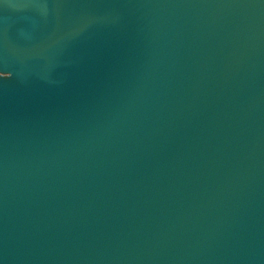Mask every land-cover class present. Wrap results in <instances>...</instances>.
I'll list each match as a JSON object with an SVG mask.
<instances>
[{
	"label": "water",
	"instance_id": "water-1",
	"mask_svg": "<svg viewBox=\"0 0 264 264\" xmlns=\"http://www.w3.org/2000/svg\"><path fill=\"white\" fill-rule=\"evenodd\" d=\"M0 264H264V0H0Z\"/></svg>",
	"mask_w": 264,
	"mask_h": 264
}]
</instances>
